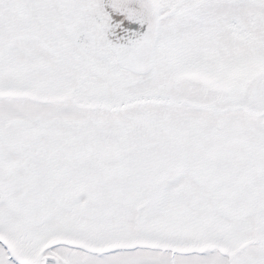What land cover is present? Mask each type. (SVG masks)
<instances>
[{"label": "snow or ice", "instance_id": "snow-or-ice-1", "mask_svg": "<svg viewBox=\"0 0 264 264\" xmlns=\"http://www.w3.org/2000/svg\"><path fill=\"white\" fill-rule=\"evenodd\" d=\"M0 264H264V0H0Z\"/></svg>", "mask_w": 264, "mask_h": 264}]
</instances>
